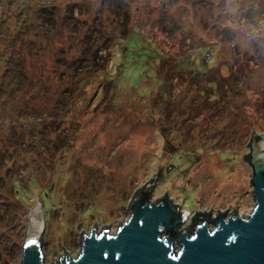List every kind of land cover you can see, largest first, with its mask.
Listing matches in <instances>:
<instances>
[{
    "label": "rangeland",
    "instance_id": "374dc122",
    "mask_svg": "<svg viewBox=\"0 0 264 264\" xmlns=\"http://www.w3.org/2000/svg\"><path fill=\"white\" fill-rule=\"evenodd\" d=\"M255 128L264 0H0V264H21L40 201L54 264L94 222L114 231L157 168L181 231L197 208L247 216Z\"/></svg>",
    "mask_w": 264,
    "mask_h": 264
},
{
    "label": "water",
    "instance_id": "95a60500",
    "mask_svg": "<svg viewBox=\"0 0 264 264\" xmlns=\"http://www.w3.org/2000/svg\"><path fill=\"white\" fill-rule=\"evenodd\" d=\"M254 134H262L256 139ZM253 136V137H252ZM251 141V165L245 160ZM248 148L241 157L249 168L251 205L247 216L235 209L228 212L219 205L212 213L202 211L200 223L192 231L179 227L187 212L175 200L165 195L152 199L151 178L159 177L158 168L128 200L130 213L114 231L104 226L98 231L94 222L90 231H81V249L75 256L64 246L54 264H264V130L254 129ZM206 211V214L203 212ZM22 245L21 264H46L42 238L46 228L45 212L39 209L29 214ZM214 224L213 228L209 224ZM179 243L175 249L174 241Z\"/></svg>",
    "mask_w": 264,
    "mask_h": 264
},
{
    "label": "trees",
    "instance_id": "16d2710c",
    "mask_svg": "<svg viewBox=\"0 0 264 264\" xmlns=\"http://www.w3.org/2000/svg\"><path fill=\"white\" fill-rule=\"evenodd\" d=\"M253 136H256V139H260L261 137H262V134H254ZM252 136V137H253ZM252 137H251V139L249 140V148H250V150H249V152L245 155V160L251 165V163H250V158H251V141H252ZM252 166V165H251ZM156 177L155 178H151L143 187H145V186H147L148 184H150V186H151V190L152 191H154V189H155V185H156ZM21 186V184H20V182H19V180L18 179H16L15 181H14V183H13V189H14V191L15 192H17L19 195L17 196L18 197V199L20 200V201H24V199H25V196L26 195H28V192H27V190H26V188L25 187H20ZM17 188V189H16ZM20 188H22V190H23V192H22V190L20 191L19 189ZM205 214H206V211H203ZM202 213V211H197V212H195L194 213V215H193V217H192V221H191V225H190V227H189V229H188V231H192L193 229H194V227H195V225H196V223L200 220V214Z\"/></svg>",
    "mask_w": 264,
    "mask_h": 264
},
{
    "label": "built area",
    "instance_id": "2783aa9c",
    "mask_svg": "<svg viewBox=\"0 0 264 264\" xmlns=\"http://www.w3.org/2000/svg\"><path fill=\"white\" fill-rule=\"evenodd\" d=\"M186 212H187V218H188V216L190 215V212H189V211H187V209H186Z\"/></svg>",
    "mask_w": 264,
    "mask_h": 264
},
{
    "label": "bare ground",
    "instance_id": "6f19581e",
    "mask_svg": "<svg viewBox=\"0 0 264 264\" xmlns=\"http://www.w3.org/2000/svg\"><path fill=\"white\" fill-rule=\"evenodd\" d=\"M36 212V211H35Z\"/></svg>",
    "mask_w": 264,
    "mask_h": 264
}]
</instances>
